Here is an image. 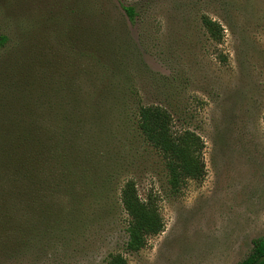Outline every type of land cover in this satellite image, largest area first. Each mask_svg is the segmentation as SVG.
I'll return each instance as SVG.
<instances>
[{"label":"rangeland","instance_id":"obj_1","mask_svg":"<svg viewBox=\"0 0 264 264\" xmlns=\"http://www.w3.org/2000/svg\"><path fill=\"white\" fill-rule=\"evenodd\" d=\"M201 15L221 26L218 45ZM0 35V264H106L114 253L126 264H236L248 255L264 235V0H0ZM136 104L161 106L173 130L199 136V182L170 192L159 155L134 130ZM28 128L45 143L44 132H59L80 171H51L25 198L11 143ZM126 180L163 224L135 253L123 251Z\"/></svg>","mask_w":264,"mask_h":264},{"label":"trees","instance_id":"obj_2","mask_svg":"<svg viewBox=\"0 0 264 264\" xmlns=\"http://www.w3.org/2000/svg\"><path fill=\"white\" fill-rule=\"evenodd\" d=\"M122 11L127 20L133 23L135 17L133 7L123 6ZM199 23L207 39L214 45H218L222 39L221 26L205 15L200 16ZM5 43L6 38L0 35V49ZM217 56L221 62L224 61L221 54ZM262 120L264 122V115ZM134 130L141 140L159 155L170 192H178L187 180L199 182L203 178L202 141L187 128L173 130L171 116L164 108L158 105L136 104ZM38 131L42 133L34 128L21 130L17 141L11 143V146L17 145L19 150L20 174L26 178L24 182L28 186L26 188L28 194L25 198L32 194L31 187L36 190L37 181L40 185H47L43 184L46 178L44 180L42 176H49L51 171L53 175L57 174L61 179L73 173L78 174L80 171L78 166H74L75 160L72 156H68L65 146L60 143L59 132L54 131L52 134L44 132V136L50 135L45 143L42 138H39ZM118 200L120 209L127 218L123 251L135 253L145 246L147 238L158 235L162 231V220L155 203L148 196L143 200L137 197L131 180H126L121 185ZM259 256H264V235L252 241L248 255L236 264H250ZM106 264H126V261L121 254L114 253L108 255ZM259 264H264V261Z\"/></svg>","mask_w":264,"mask_h":264},{"label":"water","instance_id":"obj_3","mask_svg":"<svg viewBox=\"0 0 264 264\" xmlns=\"http://www.w3.org/2000/svg\"><path fill=\"white\" fill-rule=\"evenodd\" d=\"M264 261V256H259L258 258H256L253 262H251L250 264H259L261 262Z\"/></svg>","mask_w":264,"mask_h":264}]
</instances>
